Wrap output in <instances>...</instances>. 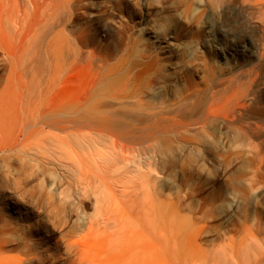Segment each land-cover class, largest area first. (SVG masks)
Returning <instances> with one entry per match:
<instances>
[{
	"label": "rangeland",
	"instance_id": "rangeland-1",
	"mask_svg": "<svg viewBox=\"0 0 264 264\" xmlns=\"http://www.w3.org/2000/svg\"><path fill=\"white\" fill-rule=\"evenodd\" d=\"M0 264H264V0H0Z\"/></svg>",
	"mask_w": 264,
	"mask_h": 264
},
{
	"label": "bare ground",
	"instance_id": "bare-ground-1",
	"mask_svg": "<svg viewBox=\"0 0 264 264\" xmlns=\"http://www.w3.org/2000/svg\"><path fill=\"white\" fill-rule=\"evenodd\" d=\"M95 124H93L92 123V126H94ZM98 127L96 126V128H94V129H96L98 132H100V133H102L103 135H106L107 136V134L105 133V131L104 130H102V129H97ZM71 132V131H70ZM101 134V135H102ZM109 135V134H108ZM114 137V139H113V145L114 146H117V144L119 145V144H121V145H119L120 147H121V149H125V148H127V149H129V148H131V146H129V145H127V144H125V143H123V141L118 137V136H116V135H114L113 136ZM112 142V141H111ZM110 142V143H111ZM110 146V145H109ZM113 147V146H112ZM104 148V147H103ZM114 148V147H113ZM103 150V149H102ZM120 151V150H119ZM126 151V150H125ZM124 151V152H125ZM103 153H105V150H104V152ZM122 153V152H121ZM125 154V153H124ZM107 155V154H106ZM103 156V155H102ZM121 158V157H120ZM102 164V163H101ZM97 166V165H96ZM99 169V168H98ZM72 170V169H71ZM82 172V171H81ZM84 172V171H83ZM82 177V176H81ZM84 178V177H83ZM82 179V178H81Z\"/></svg>",
	"mask_w": 264,
	"mask_h": 264
}]
</instances>
